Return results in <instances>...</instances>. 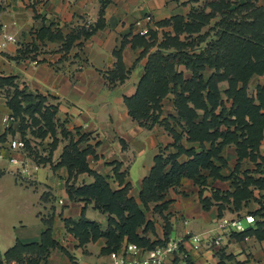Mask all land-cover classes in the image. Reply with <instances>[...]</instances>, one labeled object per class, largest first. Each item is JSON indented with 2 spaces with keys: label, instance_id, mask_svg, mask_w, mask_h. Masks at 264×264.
I'll list each match as a JSON object with an SVG mask.
<instances>
[{
  "label": "crops",
  "instance_id": "0c3cea01",
  "mask_svg": "<svg viewBox=\"0 0 264 264\" xmlns=\"http://www.w3.org/2000/svg\"><path fill=\"white\" fill-rule=\"evenodd\" d=\"M195 0H0V42L4 34L14 36L0 47V75L14 76L20 87L47 97V101L57 106L56 120L78 141L80 149L90 147L94 153L86 155L88 166L104 176L112 189L130 183L129 195L138 200L142 178L153 165V157L160 150L175 152L173 137L161 123L150 128L140 125L128 114L124 96L132 95L144 72L148 56L157 45L145 47L147 34H140L143 26H148L158 37L162 30H170L169 24L162 21L176 15L186 16ZM151 16V21L145 19ZM97 26L88 36L79 35L65 49L66 38L83 26ZM185 77L190 71L178 65ZM211 70L203 71L206 77ZM264 73L253 74L248 82L264 87ZM258 80V82H256ZM222 98L227 106L231 104L223 90L227 81L219 82ZM247 92H248V88ZM168 93L161 100L160 118L168 120L177 131L169 115H176ZM11 109L6 104V96L0 93V135L10 127L17 132L16 120L11 119ZM48 156V143L37 145L41 156L46 157L40 169L28 174L19 166L0 158V258L6 249L16 241L22 243L39 241L44 228L43 219H52V236L71 254L70 258L61 249L50 250L45 264H116L103 251L106 237L100 236L78 245V240L65 228L64 218H78L83 200L70 199L66 183L79 185L93 181L87 172H79L69 177L65 165H56L68 138H62ZM13 138L7 132L0 142L4 144ZM185 146L188 142L181 138ZM43 154H46L43 155ZM24 158L20 152H15ZM27 159L32 158L26 153ZM220 155L225 159L220 172L232 177L226 179L206 177L199 186L192 178L183 177L175 187L164 192L167 205L160 211L153 210L154 203L145 211L146 218L154 225L146 235L151 239L163 238L164 224L169 226L168 239L181 238L182 247L188 251L192 264H264V238L251 234L244 238L225 235L220 244L211 239L218 229L217 219L254 216L253 223L245 228L256 226V221L264 215L255 214L260 209L264 197V181L250 183L251 197L242 200L238 209L232 203L216 202L211 196L214 189H234L232 180L244 178V174L254 178L264 175V128L258 148L253 157L244 155L238 160L234 143L222 146ZM179 160L186 159L184 154ZM28 161V160H27ZM120 163L123 172L120 184L114 177V163ZM30 161L28 162V165ZM204 174L207 170L202 171ZM202 197L210 198L212 204L204 207ZM85 216L97 221L102 228L107 225V215L93 207V202L85 204ZM243 221V220H242ZM243 223V222H242ZM199 234L200 241H193L192 235ZM167 239V240H168ZM125 243V242H124ZM173 255H168L162 264H175Z\"/></svg>",
  "mask_w": 264,
  "mask_h": 264
},
{
  "label": "trees",
  "instance_id": "16d2710c",
  "mask_svg": "<svg viewBox=\"0 0 264 264\" xmlns=\"http://www.w3.org/2000/svg\"><path fill=\"white\" fill-rule=\"evenodd\" d=\"M208 5L209 11L197 13L201 23H194L195 27L190 33H198L190 41L187 39L191 38V34L180 38L179 32L175 31L189 14L176 15L162 21V24H172L174 33L164 37L149 54L135 92L124 96V103L132 119L147 128L154 123L163 124L171 133L172 146L176 149L169 153L160 150L154 155L149 173L142 178L138 200L129 195V182L118 189H112L104 176L88 166L86 155L94 151L90 147L80 149L77 146L83 135L77 140L73 139L63 124L56 120V105L46 103V96L30 92L25 86L20 87L14 76L0 75V88H12L6 97V104L11 109L13 119L18 120V129L25 126L26 114L36 120L34 114L37 113L45 125L41 135L49 133L51 137L48 143L49 157L59 141L57 134L68 138L56 165H65L69 177L79 172L93 176V181L89 183H66L69 198L84 201L78 218H64L66 230L77 238L78 245L82 246L100 236L106 237V245L102 250L107 252L119 248L124 242H133L145 248L165 243L169 233L167 222L164 224L163 238L151 239L146 235L148 230L155 232L153 223L145 215L150 203H154L153 210L161 212L167 205V201L163 200L164 192L177 186L183 177L194 180L199 186L200 196L207 176L218 179L232 177V173L225 176L220 172L226 165L220 155L223 145L234 143L238 160L244 155L253 157L254 150L258 148L264 128V87L257 85L255 97L249 95L246 88L253 74L264 73V3H255L253 0H210ZM215 15L218 17L211 27L212 34L210 30L200 33V25ZM100 25L81 27L66 38L64 48L67 49L80 34L88 36ZM149 31L148 38L151 41L144 40L146 48L154 44L156 37L155 32ZM180 64L190 71L189 77H185L183 71L178 69ZM206 68L211 71L205 77L203 71ZM222 80L227 81L223 92L231 99L229 106L225 104L219 87ZM168 93L173 94L176 111V115L169 116L180 131L170 126L167 119L160 118L161 100ZM7 132L14 133V130L6 128L0 139H4ZM183 136L188 142H197V147L185 146L181 142ZM180 154H184L186 159L179 160ZM119 166L120 163H114L113 174L121 184L123 172H119ZM203 170H207V173L204 174ZM244 175V178L235 177L232 180V190H213L211 197L219 201V210L222 208L220 201L231 202L233 208L238 209L242 200L251 197L248 185H259L264 181V175L260 179L246 173ZM90 201L94 208L106 213L105 228L85 216V204ZM202 201L204 207L212 204L210 198L202 197ZM254 213L264 215V197L260 209ZM256 222L255 227L232 231L230 235L244 238L253 234L257 238H264V219ZM43 223L39 241H16L4 251L0 264H11L12 260L17 264H45L54 247L72 258L52 236V219H43Z\"/></svg>",
  "mask_w": 264,
  "mask_h": 264
},
{
  "label": "built area",
  "instance_id": "2783aa9c",
  "mask_svg": "<svg viewBox=\"0 0 264 264\" xmlns=\"http://www.w3.org/2000/svg\"><path fill=\"white\" fill-rule=\"evenodd\" d=\"M145 19L151 21V16L146 15ZM149 31L148 26H143L140 29V34H147ZM15 38L11 34H4V40L0 42V47L4 46L8 41H14ZM13 119V117H11ZM20 152L24 155V158H19L15 155V152ZM25 142L20 138H10L6 144L0 142V158H7L8 161L14 165L19 166L21 172L28 174L31 170L40 169L41 165L32 163L28 165V159L26 157ZM242 220L250 224L254 222V216L251 214L244 215L241 218H228L224 215L217 219V233L211 239V242L215 245L220 244L222 238L226 235H230L232 231H240L245 228ZM193 241L197 242L201 240L199 234H193ZM116 264H162L165 262L168 255H173L175 264H192L189 259L188 251H186L181 245V238L171 237L165 243L155 246L153 248H145L139 246L133 242H125L119 248L110 251L109 254ZM11 264H17L12 260Z\"/></svg>",
  "mask_w": 264,
  "mask_h": 264
},
{
  "label": "rangeland",
  "instance_id": "374dc122",
  "mask_svg": "<svg viewBox=\"0 0 264 264\" xmlns=\"http://www.w3.org/2000/svg\"><path fill=\"white\" fill-rule=\"evenodd\" d=\"M210 0H195L194 5L190 8L189 12V17L184 20V22H180L178 25V29L175 31L179 32L180 38H183L184 36L191 34L190 30L194 29L195 24L194 23H201L197 13L202 12H207L210 10V5L209 4ZM243 1V0H239ZM255 3H264V0H253ZM186 15V16H187ZM196 15V17H195ZM193 16V17H192ZM218 15H215L211 17L208 22H204L203 24L200 25L199 27V32H205L207 30H210V34H212L213 30H211V27L213 26L214 21L217 19ZM171 29L170 30H162L160 35L155 37L154 44L158 45L160 41L164 39V37H168V34H173L174 33V28L172 24H169ZM198 32L193 31L192 34L189 36L191 38L187 39L190 41L192 37H194ZM264 77V76H263ZM264 81V79H263ZM258 82V80L256 81ZM255 84L254 82H250L248 84V93L253 94L255 90ZM9 90V91H8ZM8 92V93H7ZM12 92V88H9L7 86H4L0 88V93H3L6 97H8V94ZM46 103H50L47 101ZM36 117L35 119L30 118L27 114L25 115V122L23 123L25 126H22L18 129V120H16V129L17 132L15 134L12 133L13 138H20L24 140L25 142V149L26 153L32 158V161L28 158V162L30 161V164L32 163H37L42 165L43 162H46V157L41 156L42 154L39 153V147L37 145H41L43 143H49L51 141V137L49 136V133H46L44 135H41L42 132L45 129V125L43 120L40 118V116L35 113L34 114ZM13 120V119H12ZM15 121V120H14ZM58 123V122H56ZM48 150V147H46ZM26 155V154H25ZM46 156V154H43ZM27 156V155H26ZM244 225H246L245 221H242Z\"/></svg>",
  "mask_w": 264,
  "mask_h": 264
}]
</instances>
